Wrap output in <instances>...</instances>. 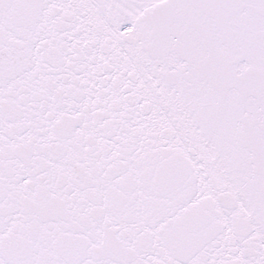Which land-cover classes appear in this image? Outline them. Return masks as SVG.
Returning a JSON list of instances; mask_svg holds the SVG:
<instances>
[{
    "label": "snow or ice",
    "instance_id": "snow-or-ice-1",
    "mask_svg": "<svg viewBox=\"0 0 264 264\" xmlns=\"http://www.w3.org/2000/svg\"><path fill=\"white\" fill-rule=\"evenodd\" d=\"M0 264H264V0H0Z\"/></svg>",
    "mask_w": 264,
    "mask_h": 264
}]
</instances>
